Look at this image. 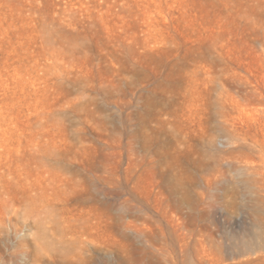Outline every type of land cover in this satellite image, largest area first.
<instances>
[{
	"label": "rangeland",
	"instance_id": "rangeland-1",
	"mask_svg": "<svg viewBox=\"0 0 264 264\" xmlns=\"http://www.w3.org/2000/svg\"><path fill=\"white\" fill-rule=\"evenodd\" d=\"M0 264H264V0H0Z\"/></svg>",
	"mask_w": 264,
	"mask_h": 264
}]
</instances>
